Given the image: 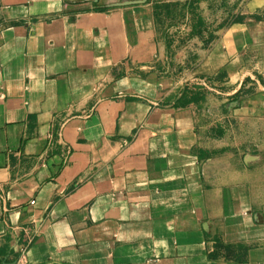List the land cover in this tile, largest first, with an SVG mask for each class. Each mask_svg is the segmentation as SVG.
I'll return each mask as SVG.
<instances>
[{"label":"crops","instance_id":"crops-1","mask_svg":"<svg viewBox=\"0 0 264 264\" xmlns=\"http://www.w3.org/2000/svg\"><path fill=\"white\" fill-rule=\"evenodd\" d=\"M242 14L169 70L153 0H0V264H264V0Z\"/></svg>","mask_w":264,"mask_h":264},{"label":"rangeland","instance_id":"rangeland-1","mask_svg":"<svg viewBox=\"0 0 264 264\" xmlns=\"http://www.w3.org/2000/svg\"><path fill=\"white\" fill-rule=\"evenodd\" d=\"M244 2L245 0H153L157 36L167 47L164 56L167 68L171 70V65L185 62L187 59L195 62L197 51L208 45L219 29L231 25L237 18L245 17L242 14ZM245 61L253 79H245L246 85L241 88V94L255 91L258 84L264 87V48L250 49ZM220 89L222 87L219 82L210 78H203L190 88L196 92L194 94H199L197 98L203 97L204 93H213ZM212 129L216 130H212L216 139L238 144V147L228 146L222 153L212 154L235 153L239 157L243 151L240 145L246 138V125L238 126L235 131H232L234 128L226 131L224 127L218 126Z\"/></svg>","mask_w":264,"mask_h":264},{"label":"built area","instance_id":"built-area-1","mask_svg":"<svg viewBox=\"0 0 264 264\" xmlns=\"http://www.w3.org/2000/svg\"><path fill=\"white\" fill-rule=\"evenodd\" d=\"M14 264H30L29 260L27 258V252L26 249L22 250L18 256L16 257V259L14 260Z\"/></svg>","mask_w":264,"mask_h":264},{"label":"trees","instance_id":"trees-1","mask_svg":"<svg viewBox=\"0 0 264 264\" xmlns=\"http://www.w3.org/2000/svg\"><path fill=\"white\" fill-rule=\"evenodd\" d=\"M243 20H244V18H243V19H241V18L238 19V18H237V19H235V20L232 22V24H233V23L242 22Z\"/></svg>","mask_w":264,"mask_h":264},{"label":"water","instance_id":"water-1","mask_svg":"<svg viewBox=\"0 0 264 264\" xmlns=\"http://www.w3.org/2000/svg\"><path fill=\"white\" fill-rule=\"evenodd\" d=\"M4 264H14V262H11V263H4Z\"/></svg>","mask_w":264,"mask_h":264}]
</instances>
